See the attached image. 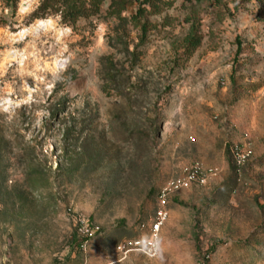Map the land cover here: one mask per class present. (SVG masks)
<instances>
[{"label": "rangeland", "instance_id": "1", "mask_svg": "<svg viewBox=\"0 0 264 264\" xmlns=\"http://www.w3.org/2000/svg\"><path fill=\"white\" fill-rule=\"evenodd\" d=\"M195 161L162 264H264V0H0V264H161Z\"/></svg>", "mask_w": 264, "mask_h": 264}, {"label": "built area", "instance_id": "2", "mask_svg": "<svg viewBox=\"0 0 264 264\" xmlns=\"http://www.w3.org/2000/svg\"><path fill=\"white\" fill-rule=\"evenodd\" d=\"M235 163L237 165H241L242 160L240 154L235 155ZM215 175L216 171L213 168L204 167L197 161L184 165L180 169L179 175L167 181L157 192L155 210L148 216L143 225L140 227V233L135 237L122 240L118 244L117 248L124 253L137 252L140 255L149 258L145 252L140 251V245H138L137 241L144 236L148 237L150 240L153 233H158L161 237L163 226L169 218L168 204L170 197L184 189L190 188L193 185H203L209 178ZM98 232L99 226L88 224L84 222V220H80L77 227V233L85 238L81 246L84 247L89 237H92ZM149 240L144 241V246L145 248L151 249L152 244Z\"/></svg>", "mask_w": 264, "mask_h": 264}, {"label": "clouds", "instance_id": "3", "mask_svg": "<svg viewBox=\"0 0 264 264\" xmlns=\"http://www.w3.org/2000/svg\"><path fill=\"white\" fill-rule=\"evenodd\" d=\"M149 240L148 237H141L139 241H137L138 245H140V251L145 252L146 255L149 256L152 260H158L163 262V239L158 235V233H153L149 242L152 244L151 249L145 248L144 241Z\"/></svg>", "mask_w": 264, "mask_h": 264}, {"label": "trees", "instance_id": "4", "mask_svg": "<svg viewBox=\"0 0 264 264\" xmlns=\"http://www.w3.org/2000/svg\"><path fill=\"white\" fill-rule=\"evenodd\" d=\"M7 4L14 7L16 5L17 0H6ZM41 11V5L35 10L33 15H36L37 12ZM38 17V16H37ZM36 18V17H35Z\"/></svg>", "mask_w": 264, "mask_h": 264}, {"label": "bare ground", "instance_id": "5", "mask_svg": "<svg viewBox=\"0 0 264 264\" xmlns=\"http://www.w3.org/2000/svg\"><path fill=\"white\" fill-rule=\"evenodd\" d=\"M25 9H26V7H22V6H21V8H20L21 11H23V10H25ZM39 25H43L42 21L39 22Z\"/></svg>", "mask_w": 264, "mask_h": 264}]
</instances>
